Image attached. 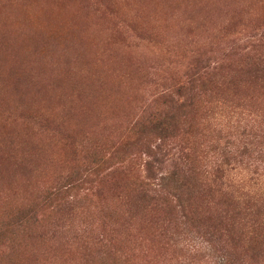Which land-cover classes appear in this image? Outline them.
Here are the masks:
<instances>
[{
  "label": "rangeland",
  "instance_id": "1",
  "mask_svg": "<svg viewBox=\"0 0 264 264\" xmlns=\"http://www.w3.org/2000/svg\"><path fill=\"white\" fill-rule=\"evenodd\" d=\"M0 264H264V0H0Z\"/></svg>",
  "mask_w": 264,
  "mask_h": 264
},
{
  "label": "trees",
  "instance_id": "2",
  "mask_svg": "<svg viewBox=\"0 0 264 264\" xmlns=\"http://www.w3.org/2000/svg\"><path fill=\"white\" fill-rule=\"evenodd\" d=\"M185 89V87H180L175 92L176 95L181 96V98H183L182 100H176L175 96L173 95L165 96L169 100L168 103L170 104V106L182 109L191 105V98L186 97L183 92ZM172 119V117L163 118L158 116L154 119H149V121L147 122L148 124H150V126L155 129V131H159V133L162 135L160 141H163V138L168 140L170 138V132L173 129V126L169 121H172ZM163 146V143H161L157 145L154 149L153 147L149 148V151L147 153L149 160L146 161V170L148 173L147 177L146 179H142L141 181H139L136 186H138V191L141 194L142 198L157 201L160 204H165L167 207H169L171 205V202H173L172 200H181V197L183 196H186V200L189 201L194 196V193L197 192L201 187H198L196 183L197 181L194 179L193 176L180 178L179 173L177 172H172L171 174L166 175L161 174L158 176L157 171L159 169V166L162 164V160L159 157L162 156L161 151H163ZM222 157L223 160H221L220 163L217 165V169H215V172L213 174L215 180L217 178L220 179L224 167L229 166V161L233 159L230 153L222 155ZM155 182H157V185L160 187L159 192H157L158 198H155L156 190H154V192L151 188L152 183ZM173 184L175 185L173 186ZM202 188L204 191L210 192V189H207L205 185H202ZM150 194H153L154 197Z\"/></svg>",
  "mask_w": 264,
  "mask_h": 264
}]
</instances>
